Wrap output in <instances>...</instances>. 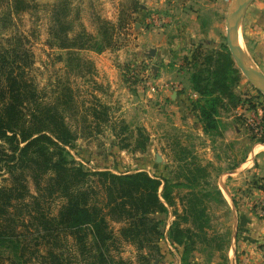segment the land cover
I'll return each instance as SVG.
<instances>
[{
    "label": "rangeland",
    "instance_id": "rangeland-1",
    "mask_svg": "<svg viewBox=\"0 0 264 264\" xmlns=\"http://www.w3.org/2000/svg\"><path fill=\"white\" fill-rule=\"evenodd\" d=\"M232 2L0 0V59L6 56V61L13 64L12 70L29 84L27 90H31L34 98L26 106V113H41L50 107L57 109L76 137L67 149L86 171H110L118 175L146 172L169 180V191L177 193L170 196L173 205L168 206V213L155 216L163 223L160 226L162 237L152 248L139 250L122 238L120 229L124 224L110 223L109 230L116 239L112 255L127 264H144L145 254L172 255L174 244L171 240L169 244L164 241L170 236L174 223L186 224L185 218L195 220L191 211L183 217L186 208L180 205L179 193L183 196L185 190H178L179 176L171 175L176 170L175 164L165 170L159 160L160 154H164L159 135L164 121L168 123L174 117L173 112L166 110L163 114L162 107L167 104L158 98L156 82L160 76L173 74L171 88L181 91L185 98L177 105L181 107V122L192 118L191 124H187L196 125L193 111L199 110L200 96L195 97L196 92H191L192 70L185 58L192 55L195 46L205 44L204 52L214 46H227L226 17ZM197 12L206 15L208 22L212 21L210 33L200 41L181 37L182 27L179 26L189 24L190 16L195 17ZM190 28L192 31V24ZM152 50H155L154 55H151ZM241 80L242 88L237 92L244 100L239 106L241 116L237 117L236 108L221 111L224 116L235 112V119H240L245 130L253 135L245 115L250 114V110L264 115V96L242 73ZM218 176L212 175L214 188L208 182L185 179L192 191L183 197V203L187 207L191 199L196 200L200 211L198 223H204V229L207 228L203 229L206 234L196 238L197 247L204 255L210 254L213 247L221 252L223 243L231 242L233 218L223 216L221 196L215 189ZM12 182L6 170L0 171V186H11ZM26 183L31 195L37 196L32 178ZM44 193L49 198V192ZM175 198L180 206L174 202ZM33 201L30 197L26 201L31 212L23 207L26 208L20 212L23 218H17L16 213L13 218L18 219L17 237L29 246L27 252L32 258L29 264H43L42 257L49 251V238L45 240L44 230L39 234L36 220H31L32 216L41 218ZM62 203L61 199L47 200L41 202L38 211L48 218L49 213L56 216ZM193 225L199 230V225L194 222ZM64 252L74 264H88L82 258L81 262L76 261L79 253L70 233L66 234ZM46 260L49 262V258ZM9 263V260L5 262ZM175 263L170 260V264Z\"/></svg>",
    "mask_w": 264,
    "mask_h": 264
},
{
    "label": "trees",
    "instance_id": "trees-1",
    "mask_svg": "<svg viewBox=\"0 0 264 264\" xmlns=\"http://www.w3.org/2000/svg\"><path fill=\"white\" fill-rule=\"evenodd\" d=\"M204 45L195 46L185 62L192 70L193 89L200 96V116L212 130L221 109L238 108L244 100L237 94L242 88L241 72L227 46L204 52ZM6 58L0 59V171L6 170L13 182L8 187L0 186V264L8 260L9 264H29L32 260L29 246L17 237L18 219L13 218L14 213L23 218L20 212L26 208L31 212L28 197L34 199L37 210H33L41 216L31 217L36 220V230L39 234L44 230V239L49 238L43 264H74L64 256L67 233L74 237L78 263L82 258L88 264H127L112 255L116 239L109 230L111 222L124 224L122 238L139 250L155 246L162 237L163 224L155 216L167 214V205H173L167 180L146 172L118 175L86 171L67 149L76 137L57 109L26 113L34 97L27 90L29 84L12 70L13 64ZM259 142L264 144V137ZM29 177L36 184L37 196L29 191ZM44 191L49 192V198ZM56 199L63 201L56 216L49 213L48 218L38 211L41 202ZM189 203L193 221L203 231L197 202L191 199ZM170 237L180 245L186 233L175 226Z\"/></svg>",
    "mask_w": 264,
    "mask_h": 264
},
{
    "label": "crops",
    "instance_id": "crops-1",
    "mask_svg": "<svg viewBox=\"0 0 264 264\" xmlns=\"http://www.w3.org/2000/svg\"><path fill=\"white\" fill-rule=\"evenodd\" d=\"M201 15L197 12L195 17L190 16L192 21L189 24L181 23L179 27H182V31L179 35L203 40L210 33L209 25L212 21L208 22V17ZM239 34L244 55L253 62V67L263 76L264 0H253L248 6L239 26ZM172 76H160L156 82L159 85L156 94L167 104L162 107L163 114L166 111L173 112L174 117L168 123L164 121L162 134L159 135L160 147L164 154H160L159 158L165 170L170 164H175L176 170L171 175L179 176L181 183L178 190L181 191V188L185 190L183 196L179 193L180 205L186 208L183 217L188 216L187 212L191 211V205L186 207L183 203V197L192 191V188L185 184V179L196 180L198 183L200 180L202 183L208 182L211 188H214L212 175H219L216 182L218 187L215 189L221 196L223 216L226 218L232 215L233 218L231 242L227 240L225 244L223 243L221 252H216L213 247L210 254H202L199 251L200 247H197L196 238L206 232L198 230L193 225L194 221L188 218L185 220L186 224L174 223V226H178L186 233V237L181 241L183 244L179 245L177 240L173 241L167 235L164 242L169 244L168 240H171L175 247L173 254L165 257L145 254L144 264H154L156 261H160L159 264H165L164 261L170 264L171 259L176 261L175 264H264V217L260 215L258 208V201L264 195V144L245 130L240 119H235L241 116L240 107L235 110L237 117H234L235 112L224 116L220 111L212 130L205 126L197 109L193 111L194 117L197 118L196 125L189 126L192 118L181 122L182 114L179 113L181 107L177 105L183 103L185 98L181 91L171 88V84H174ZM190 89L195 93L192 85ZM194 96L198 97V94L195 93ZM196 175H206V177ZM167 182L169 184V180ZM163 190L164 186L160 193ZM168 194L177 195L175 191H169ZM175 201L177 206H180L178 199L175 198Z\"/></svg>",
    "mask_w": 264,
    "mask_h": 264
},
{
    "label": "water",
    "instance_id": "water-1",
    "mask_svg": "<svg viewBox=\"0 0 264 264\" xmlns=\"http://www.w3.org/2000/svg\"><path fill=\"white\" fill-rule=\"evenodd\" d=\"M253 0H233L226 17L227 28V47L231 53V56L240 70V72L248 79L249 83L257 89L260 94L264 96V74L263 78L257 73L252 71L247 65L243 54L237 49V43L235 38V26L239 17L244 18V14L248 6ZM155 50L151 51V55H154ZM262 72V71H261ZM160 160V159H159ZM161 161V160H160Z\"/></svg>",
    "mask_w": 264,
    "mask_h": 264
},
{
    "label": "built area",
    "instance_id": "built-area-1",
    "mask_svg": "<svg viewBox=\"0 0 264 264\" xmlns=\"http://www.w3.org/2000/svg\"><path fill=\"white\" fill-rule=\"evenodd\" d=\"M251 113L245 115L246 123L250 127L251 132L257 139L264 137V115H260L257 110H250ZM260 215L264 217V195L258 201Z\"/></svg>",
    "mask_w": 264,
    "mask_h": 264
},
{
    "label": "bare ground",
    "instance_id": "bare-ground-1",
    "mask_svg": "<svg viewBox=\"0 0 264 264\" xmlns=\"http://www.w3.org/2000/svg\"><path fill=\"white\" fill-rule=\"evenodd\" d=\"M240 23H241V17H239V19L237 20L236 26H235V38H236V43H237V49L243 54L245 61H246L247 65L249 66V68L263 78V76L260 74V72L253 67V65H254L253 62L246 55H244L242 40H241V37L239 34Z\"/></svg>",
    "mask_w": 264,
    "mask_h": 264
}]
</instances>
